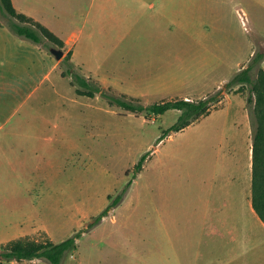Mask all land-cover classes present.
I'll return each mask as SVG.
<instances>
[{"label": "rangeland", "instance_id": "rangeland-1", "mask_svg": "<svg viewBox=\"0 0 264 264\" xmlns=\"http://www.w3.org/2000/svg\"><path fill=\"white\" fill-rule=\"evenodd\" d=\"M54 1L62 3V32L75 36L74 57L62 60L69 51L62 46L55 59L39 45L56 63L50 78L12 119L0 120V245L21 236L60 241L126 188L62 264H264L258 216L219 209L230 188L241 194L233 178L249 173L248 86L226 83L250 49L264 50V0ZM9 18L0 11L1 22ZM70 63L135 103L217 90L221 99L158 141L178 109L132 112L100 91L78 94L63 74Z\"/></svg>", "mask_w": 264, "mask_h": 264}, {"label": "trees", "instance_id": "trees-1", "mask_svg": "<svg viewBox=\"0 0 264 264\" xmlns=\"http://www.w3.org/2000/svg\"><path fill=\"white\" fill-rule=\"evenodd\" d=\"M0 11L8 15L9 22L7 26L17 36L28 39L38 45L63 46V41L51 30L35 21L32 17L21 12H17L12 0H0ZM46 42V44H45ZM70 51L63 56L62 60H69ZM264 58V50L256 49L249 58L247 65L227 81L230 87L237 83L247 84L248 95L246 97V109L251 125V203L254 212L264 223V68L261 61ZM71 77L72 83L76 84V92L81 95L94 96L98 91L102 96L109 98L111 103H116L130 111H145L146 114H162L168 109H178L180 111L176 121L163 131L158 141L171 131H177L190 124L198 117L209 112L210 107L220 101L219 90L199 99L177 98L163 102H154L151 104L135 103L134 101L122 98L115 94L105 91L89 77L79 74L74 69L72 63L69 64L66 71H63ZM148 153L140 156L134 165V171L138 172ZM129 184V183H128ZM128 187V185H127ZM126 188L118 193L111 202L86 226L76 231L74 234L60 240L54 241L50 238L44 240L31 239L26 236L13 238L0 245V259L24 260L34 258H44L50 264H62L64 256L75 250L77 247V238L83 231L96 225L103 216L107 214L110 207L115 206L123 197Z\"/></svg>", "mask_w": 264, "mask_h": 264}, {"label": "crops", "instance_id": "crops-1", "mask_svg": "<svg viewBox=\"0 0 264 264\" xmlns=\"http://www.w3.org/2000/svg\"><path fill=\"white\" fill-rule=\"evenodd\" d=\"M12 3L17 12L32 17L58 36L63 41L64 48L70 51L71 59L74 57L72 43L75 36L72 30L62 32L64 29L61 28L65 23L61 17V2L20 0L18 3V0H12ZM15 35L0 21V120L12 119L19 112L20 105L28 101L34 91L50 78L54 64L56 65L38 44L33 42L35 45H32L25 41L26 39ZM252 53L253 49H250L248 56ZM261 66L264 68V58ZM248 149L249 173L246 171V176L233 178L241 182V194L237 195L234 189L230 188L233 194L227 193V197H223L224 202L219 206L221 214L238 216L245 214L247 209L251 214L254 212L251 203V140ZM262 224L264 225L263 222Z\"/></svg>", "mask_w": 264, "mask_h": 264}, {"label": "water", "instance_id": "water-1", "mask_svg": "<svg viewBox=\"0 0 264 264\" xmlns=\"http://www.w3.org/2000/svg\"><path fill=\"white\" fill-rule=\"evenodd\" d=\"M49 51L54 56L55 59H60L64 54L63 49L56 46H50Z\"/></svg>", "mask_w": 264, "mask_h": 264}]
</instances>
